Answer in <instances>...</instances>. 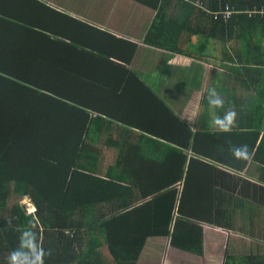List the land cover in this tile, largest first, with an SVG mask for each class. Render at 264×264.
Returning <instances> with one entry per match:
<instances>
[{
	"label": "crops",
	"instance_id": "0c3cea01",
	"mask_svg": "<svg viewBox=\"0 0 264 264\" xmlns=\"http://www.w3.org/2000/svg\"><path fill=\"white\" fill-rule=\"evenodd\" d=\"M178 1L165 0L163 9L171 15ZM0 7L48 33L46 45H35L59 72L51 87L109 119L94 145L98 159L83 168L111 184L93 217L122 211L105 230L106 262L113 248L134 264H264V122L248 116L261 102L264 62L245 64L234 54L245 49L204 39L208 17L198 11L173 13L190 19L189 28L159 31L155 39L165 42L154 44L146 38L158 11L135 0H0ZM213 87L222 109L208 106ZM229 109L238 114L231 132L210 126ZM239 145L249 159L232 154ZM127 184L134 189L124 196ZM132 196L137 204L123 210Z\"/></svg>",
	"mask_w": 264,
	"mask_h": 264
},
{
	"label": "trees",
	"instance_id": "16d2710c",
	"mask_svg": "<svg viewBox=\"0 0 264 264\" xmlns=\"http://www.w3.org/2000/svg\"><path fill=\"white\" fill-rule=\"evenodd\" d=\"M135 1L158 11L147 42L164 43L165 37L155 39L159 31L189 28L190 19L180 22L173 13L195 15L198 11L208 17L202 21L204 39L212 37L245 49L234 52L245 64L264 62V0H179L171 15L163 9L165 0ZM226 5L237 13L229 20L214 19L212 14ZM0 16V264H7L21 231L28 228L38 233L45 249H52L45 264H134L123 255L116 256L113 248H108L110 262L101 255L109 220L122 211L110 214L107 221L93 217L94 207L109 199L105 197L111 184L83 172L84 165L94 164L100 155L94 145L103 137L107 115L106 119L92 115L84 101L73 100L70 92L60 95L51 87L59 72L50 60L46 62L50 53L38 46L47 44V32L35 31V25L1 7ZM263 97L264 90L258 112L248 115L258 125L264 122ZM251 135L255 143L259 130ZM123 189L126 196L134 188ZM12 196L27 199L35 209L27 214L19 202L8 205ZM135 204L133 196L125 198L122 208ZM130 231L138 236L137 230Z\"/></svg>",
	"mask_w": 264,
	"mask_h": 264
},
{
	"label": "clouds",
	"instance_id": "9594fccd",
	"mask_svg": "<svg viewBox=\"0 0 264 264\" xmlns=\"http://www.w3.org/2000/svg\"><path fill=\"white\" fill-rule=\"evenodd\" d=\"M207 101L209 108L213 110L222 109L225 105L223 96L215 87L208 90ZM237 116V112L232 109L223 115L215 114L211 118L210 126L219 132L229 133L236 126ZM230 150L237 159L250 158L247 145L232 146ZM51 255L52 249H45L38 233L28 228L21 231L17 247L11 250L7 257V264H45V258Z\"/></svg>",
	"mask_w": 264,
	"mask_h": 264
},
{
	"label": "built area",
	"instance_id": "2783aa9c",
	"mask_svg": "<svg viewBox=\"0 0 264 264\" xmlns=\"http://www.w3.org/2000/svg\"><path fill=\"white\" fill-rule=\"evenodd\" d=\"M195 5L202 7V4L200 2H196ZM237 12H234L228 5H226L223 9H221L220 11L213 13V17L214 19L218 18L219 16H221L223 19L225 20H229L234 14H236ZM27 213H32L33 212V208L31 206V204L27 205Z\"/></svg>",
	"mask_w": 264,
	"mask_h": 264
},
{
	"label": "rangeland",
	"instance_id": "374dc122",
	"mask_svg": "<svg viewBox=\"0 0 264 264\" xmlns=\"http://www.w3.org/2000/svg\"><path fill=\"white\" fill-rule=\"evenodd\" d=\"M13 198H12V201L11 200H9L8 201V205H11V204H13V202H16V203H20L21 205H22V207H23V211H25V213H27L26 212V210H27V205L28 204H30L28 201H27V199H18L17 197H15V196H12ZM28 214V213H27Z\"/></svg>",
	"mask_w": 264,
	"mask_h": 264
}]
</instances>
